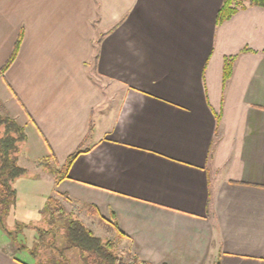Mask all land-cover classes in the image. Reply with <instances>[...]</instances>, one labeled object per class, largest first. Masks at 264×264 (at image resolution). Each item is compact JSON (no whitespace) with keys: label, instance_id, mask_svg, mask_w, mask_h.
<instances>
[{"label":"crops","instance_id":"obj_1","mask_svg":"<svg viewBox=\"0 0 264 264\" xmlns=\"http://www.w3.org/2000/svg\"><path fill=\"white\" fill-rule=\"evenodd\" d=\"M222 2L0 0V69L21 33L0 113L26 132L23 175L48 182L33 199L55 197L131 259L264 264V7L217 24ZM78 148L55 182L40 159L58 169ZM20 231L0 226V264H52Z\"/></svg>","mask_w":264,"mask_h":264},{"label":"trees","instance_id":"obj_2","mask_svg":"<svg viewBox=\"0 0 264 264\" xmlns=\"http://www.w3.org/2000/svg\"><path fill=\"white\" fill-rule=\"evenodd\" d=\"M264 7V0H223L216 14V23L231 17L245 3ZM21 33H19L14 49L0 69L3 72L14 59L19 44ZM233 57H226L222 67V80L225 82L231 75ZM217 121L219 117L217 116ZM27 140L24 127L13 117L0 113V226L9 235L17 233L26 224L19 223L13 230H9L5 224V217L15 205L16 191L12 186L14 179L27 172V169L18 163V153L21 145ZM82 151L78 148L68 155L64 163L58 168L55 182L67 175V172L76 156ZM62 174V175H61ZM43 212L46 214L44 220L45 228H36L37 240L30 249L31 254L52 264H69L63 251L76 247L79 250L81 264H151L143 259L133 258L131 261H123L118 252L115 251L116 239H103L95 235L92 230L71 211L61 205L55 197H48ZM54 228H56L54 230ZM60 231L66 238V244L56 245L55 234ZM56 252V253H54ZM57 252H61L60 257ZM215 264H218L217 262Z\"/></svg>","mask_w":264,"mask_h":264},{"label":"rangeland","instance_id":"obj_3","mask_svg":"<svg viewBox=\"0 0 264 264\" xmlns=\"http://www.w3.org/2000/svg\"><path fill=\"white\" fill-rule=\"evenodd\" d=\"M24 143L21 145V148H23ZM43 164L46 165L49 172H54L57 174L58 169L52 165L49 159H40ZM25 165L30 164L27 162H23ZM32 175L31 176H21V180L17 182V188L14 186V182L12 183L13 188L16 191V197H17V203L14 205V207L11 209L10 213L5 217V224L11 223V222H24L27 224L25 227L26 229L19 232V235H16L15 241L18 244H27L29 248L27 249V253L30 252V249L35 245L37 240V231L35 228H45L47 226L46 221L44 220V217L46 214L43 212L44 209V203L43 201H39V197H41L40 193L46 192L44 191L47 180L45 178H41L42 180L38 179L39 171L35 169H31ZM28 177V178H25ZM34 179L35 185H41V187H36L37 196H33L32 190L29 189V185L27 182V179ZM44 179V180H43ZM45 181V182H44ZM33 197H38L36 199H33ZM40 202V203H39ZM44 204V205H42ZM43 207H39V206ZM41 208V209H40ZM47 217V216H46ZM17 219V220H16ZM16 220V221H15ZM9 228V227H8ZM56 228H54L55 230ZM56 240L59 246L66 244V238L64 234L60 231H56ZM21 241H20V240ZM116 252L117 249H115ZM20 254H25L22 250H18ZM56 253V252H54ZM65 257L68 259L69 264H81L80 256H79V250L76 247H72L70 249H67L63 251ZM62 253L57 252V256L60 257ZM121 253H119L120 255ZM31 256L34 258V256L31 254ZM121 260L123 261H131V258H128L126 254H121Z\"/></svg>","mask_w":264,"mask_h":264}]
</instances>
